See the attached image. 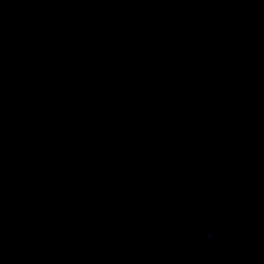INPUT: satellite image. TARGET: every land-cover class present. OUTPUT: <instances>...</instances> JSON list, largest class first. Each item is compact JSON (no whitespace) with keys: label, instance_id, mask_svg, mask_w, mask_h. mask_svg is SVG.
Here are the masks:
<instances>
[{"label":"water","instance_id":"obj_1","mask_svg":"<svg viewBox=\"0 0 264 264\" xmlns=\"http://www.w3.org/2000/svg\"><path fill=\"white\" fill-rule=\"evenodd\" d=\"M0 264H264V0H0Z\"/></svg>","mask_w":264,"mask_h":264},{"label":"clouds","instance_id":"obj_2","mask_svg":"<svg viewBox=\"0 0 264 264\" xmlns=\"http://www.w3.org/2000/svg\"><path fill=\"white\" fill-rule=\"evenodd\" d=\"M119 91V90H118ZM207 238L210 240V239H212V233H211V231H209L208 233H207Z\"/></svg>","mask_w":264,"mask_h":264}]
</instances>
